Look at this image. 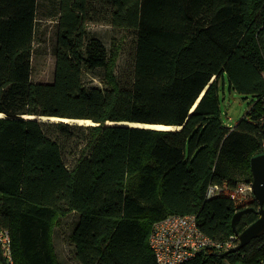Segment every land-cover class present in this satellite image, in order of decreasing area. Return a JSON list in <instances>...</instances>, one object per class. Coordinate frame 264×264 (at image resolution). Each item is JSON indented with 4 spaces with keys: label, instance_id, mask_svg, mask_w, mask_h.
Instances as JSON below:
<instances>
[{
    "label": "trees",
    "instance_id": "trees-1",
    "mask_svg": "<svg viewBox=\"0 0 264 264\" xmlns=\"http://www.w3.org/2000/svg\"><path fill=\"white\" fill-rule=\"evenodd\" d=\"M39 8V0H0V229L14 264H58L52 234L70 213L78 264H156L148 237L170 215H194L215 241L257 219L252 212L232 227L245 203L231 193L252 182L250 160L264 153V0H55L45 13L56 24L50 83L31 77L46 19ZM92 24L130 39L118 74L124 41L107 50L87 36ZM96 69L103 87H85L84 70ZM225 85L255 100L233 129L221 120ZM213 184L224 190L207 198ZM247 204L257 208L253 196ZM223 253L187 264H264V234Z\"/></svg>",
    "mask_w": 264,
    "mask_h": 264
},
{
    "label": "rangeland",
    "instance_id": "rangeland-1",
    "mask_svg": "<svg viewBox=\"0 0 264 264\" xmlns=\"http://www.w3.org/2000/svg\"><path fill=\"white\" fill-rule=\"evenodd\" d=\"M55 0H39L40 18H46L41 21L38 38L34 45V51L31 59V77L33 82L50 83L53 80V72L55 65V46H56V24L46 17L45 13L52 11V3ZM42 13V14H41ZM88 37L98 38L110 50L113 40H123V47L117 61L116 74L128 64L133 48L130 39L126 38L125 33H117L109 26L105 25H89L87 29ZM102 70L83 72V84L85 87H103L101 82ZM221 120L224 125L233 129L237 123L246 117V114L255 101L251 96H241L236 92L229 90L225 85L219 89ZM59 122V121H57ZM92 123V122H90ZM73 124V123H70ZM84 126H92L94 124H83ZM107 125H113L108 122ZM68 154L67 152L65 155ZM244 181L243 179H240ZM251 185V184H250ZM252 192V191H251ZM76 222V215L73 213L65 217H61L57 222L52 234V249L58 264H78L74 256V247L70 240V234ZM230 250V249H229ZM0 264H3L0 258ZM222 264H230L226 259ZM240 264V263H235Z\"/></svg>",
    "mask_w": 264,
    "mask_h": 264
},
{
    "label": "built area",
    "instance_id": "built-area-1",
    "mask_svg": "<svg viewBox=\"0 0 264 264\" xmlns=\"http://www.w3.org/2000/svg\"><path fill=\"white\" fill-rule=\"evenodd\" d=\"M250 184H238L231 193V198L241 205L245 203V208L253 196ZM223 190L224 186L210 185L206 197H214ZM237 245L235 234L223 241L206 236L198 227L194 215L167 216L152 226L148 237V246L156 264H187L198 254H220ZM0 258L3 264H14L11 238L6 229H0Z\"/></svg>",
    "mask_w": 264,
    "mask_h": 264
},
{
    "label": "water",
    "instance_id": "water-1",
    "mask_svg": "<svg viewBox=\"0 0 264 264\" xmlns=\"http://www.w3.org/2000/svg\"><path fill=\"white\" fill-rule=\"evenodd\" d=\"M263 55H264V38H263ZM181 127L178 129L180 130ZM164 131V130H163ZM166 131H174L166 130ZM250 169L252 173V182L250 185L252 194L257 203V208L247 207L241 209L234 214L231 220L232 227L237 224L243 215L249 213L257 214V219L248 225L242 232H235L238 238V245L223 254L225 257L230 253L239 251L243 246L247 245L252 239L258 238L264 234V153L256 155L250 160Z\"/></svg>",
    "mask_w": 264,
    "mask_h": 264
},
{
    "label": "bare ground",
    "instance_id": "bare-ground-1",
    "mask_svg": "<svg viewBox=\"0 0 264 264\" xmlns=\"http://www.w3.org/2000/svg\"><path fill=\"white\" fill-rule=\"evenodd\" d=\"M3 114H0V117H2ZM27 119H33L35 117L33 116H26ZM35 119H38L40 121H48V122H65V123H73L77 125H87V124H93L90 123L89 120H77V119H63V118H57V117H47V116H39ZM115 126H123V127H130V128H142V129H154V130H178L180 127H173V126H164V125H151V124H141V123H131V122H118V123H111Z\"/></svg>",
    "mask_w": 264,
    "mask_h": 264
},
{
    "label": "flooded vegetation",
    "instance_id": "flooded-vegetation-1",
    "mask_svg": "<svg viewBox=\"0 0 264 264\" xmlns=\"http://www.w3.org/2000/svg\"><path fill=\"white\" fill-rule=\"evenodd\" d=\"M251 207V206H250Z\"/></svg>",
    "mask_w": 264,
    "mask_h": 264
}]
</instances>
